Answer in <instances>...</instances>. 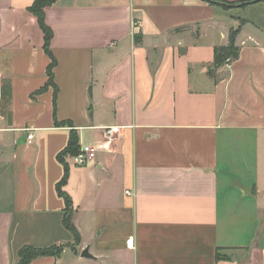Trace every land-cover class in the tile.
Instances as JSON below:
<instances>
[{"label": "crops", "instance_id": "1", "mask_svg": "<svg viewBox=\"0 0 264 264\" xmlns=\"http://www.w3.org/2000/svg\"><path fill=\"white\" fill-rule=\"evenodd\" d=\"M32 3L0 0V264H264V0H56L51 53ZM71 127L94 160L58 159Z\"/></svg>", "mask_w": 264, "mask_h": 264}, {"label": "trees", "instance_id": "2", "mask_svg": "<svg viewBox=\"0 0 264 264\" xmlns=\"http://www.w3.org/2000/svg\"><path fill=\"white\" fill-rule=\"evenodd\" d=\"M56 0H33L32 5L29 7V10L37 17L38 23L44 32V47L46 51L51 53L50 51V41L53 36L52 28L46 22L45 9L47 6L52 5ZM180 29V28H178ZM240 31V27L232 28L229 34V41L225 45L216 46L214 50V62L213 67L209 69V75L215 80H219L218 70L224 65L232 63L239 57L240 54V46L237 44V36ZM135 42H142V35L137 33L135 35ZM56 65V59L52 55V62L48 67V83H54V73L53 69ZM92 109H90V113ZM58 125L61 124H69L68 121L57 122ZM80 151V137L77 130L74 127L70 129V135L67 145L58 153V159L62 162L65 161V157L75 155ZM69 176V168L65 163V172L61 180L57 184L58 193L65 200V211H64V225L66 228L73 234L75 243H79L81 241V234L73 222L74 216V204L72 201V197L68 194L67 191L64 190V186L68 181ZM66 244H54L47 247H35L32 245L23 246L18 252V261L16 264H30L32 260L40 256H59ZM219 257H222L218 253Z\"/></svg>", "mask_w": 264, "mask_h": 264}, {"label": "built area", "instance_id": "3", "mask_svg": "<svg viewBox=\"0 0 264 264\" xmlns=\"http://www.w3.org/2000/svg\"><path fill=\"white\" fill-rule=\"evenodd\" d=\"M3 115L0 114V130L1 127V120ZM120 133L119 126H112L109 128L104 129V136L106 138V143H111L115 140L116 136ZM33 138V133H29L28 139L31 140ZM100 148V144L93 143V142H83L80 144V151L75 155H71L69 157L72 158L75 164L77 165H84L88 161L94 160L97 156L98 150ZM129 192V191H128ZM127 244L129 246H133V237L127 239Z\"/></svg>", "mask_w": 264, "mask_h": 264}, {"label": "water", "instance_id": "4", "mask_svg": "<svg viewBox=\"0 0 264 264\" xmlns=\"http://www.w3.org/2000/svg\"><path fill=\"white\" fill-rule=\"evenodd\" d=\"M82 256L92 258L93 255L90 253V250L88 247L82 250Z\"/></svg>", "mask_w": 264, "mask_h": 264}]
</instances>
